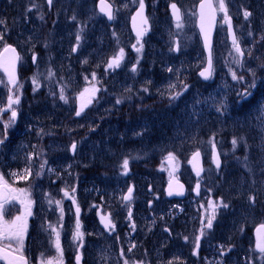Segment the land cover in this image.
<instances>
[{
  "label": "rangeland",
  "instance_id": "obj_1",
  "mask_svg": "<svg viewBox=\"0 0 264 264\" xmlns=\"http://www.w3.org/2000/svg\"><path fill=\"white\" fill-rule=\"evenodd\" d=\"M4 1L0 0V7ZM112 1L114 17L108 25L96 12L95 0H54L50 11L55 12L53 15H46L40 0H14L13 7L21 15L10 35L25 48V56L35 54L36 59L33 65L30 58L26 59L22 68V87L16 92L20 97L15 106L18 116L7 130L10 138L3 144L0 168L5 179L15 188L27 189L33 201V215L27 219L24 239L29 264L59 259L49 224L60 232L62 264H74L78 251L82 254L80 264H124L125 259L129 264L242 263L241 253L239 260L238 253L229 256L226 252L232 255L235 247L242 249L248 232L257 222H264V0H226L245 55L242 66L234 62L235 51L227 41L223 13H218L214 71L210 82L203 86L190 78L204 63L195 30L194 8L198 0H144L148 31L139 44L130 28V19L139 9L138 0ZM171 2L181 10L180 28L169 14H163ZM245 10L252 13L247 20ZM37 13L41 28L36 23ZM83 16L84 23L80 20ZM5 28L6 23L0 24L4 36L0 49L7 39ZM78 33L81 40L77 46ZM140 44L143 48L138 53L133 45ZM121 48L124 58L120 66L108 68V62ZM133 65L136 71L132 70ZM249 69L256 72L258 87L253 97L241 105L237 93L251 82ZM233 70L245 79L233 80ZM49 72L53 75L49 76ZM34 76L39 81L38 88L33 84ZM0 80L4 81L1 74ZM5 84L0 83V107L5 105ZM62 88L67 101L60 99ZM93 88L98 91L92 103L77 116L80 94ZM175 92L181 95L171 100L170 94ZM89 95L85 93V99ZM117 100L121 102L118 104ZM222 100L228 107L218 112L216 106ZM150 104L153 106L147 107ZM9 116V112L4 114L3 120ZM3 133L0 122L1 137ZM241 136L247 146L241 141L233 148V138ZM97 137L100 142L93 143ZM109 138L113 139V148ZM73 142L77 144L75 152L71 150ZM212 144L224 157V165L217 172L209 163L204 175L195 179L188 157L195 149L209 156ZM101 148L115 154L117 163L104 167L106 173L102 175L80 174L83 166L103 164L95 160L103 154ZM169 152L176 158L172 163L166 160ZM125 158L131 168L148 161L160 164L146 177L139 172L132 174L130 167L128 175L122 168ZM45 161L41 170L40 164ZM239 165H247V169H238ZM26 167L32 171L28 180L10 176ZM113 167L115 170L110 171ZM176 177H182L189 189L188 198L179 202L162 196L167 180ZM198 182L195 198L191 192ZM130 184L135 187L133 200L124 203L122 197ZM65 190L69 192L67 197ZM250 196L255 197V203H250ZM221 199L229 206L217 209L212 229H205L200 247L195 249L202 223L211 213L208 202L219 203ZM57 200L59 205L54 202ZM11 204L13 211L4 217L6 220L24 211L19 201ZM77 206L80 230L84 233L82 247L73 239ZM108 214L114 230L106 229L101 222V216ZM205 239L217 246L204 245ZM233 241L235 247L229 246ZM132 245L135 247L129 252ZM248 264H264V260L259 252L252 253Z\"/></svg>",
  "mask_w": 264,
  "mask_h": 264
},
{
  "label": "snow or ice",
  "instance_id": "obj_2",
  "mask_svg": "<svg viewBox=\"0 0 264 264\" xmlns=\"http://www.w3.org/2000/svg\"><path fill=\"white\" fill-rule=\"evenodd\" d=\"M139 2V9L136 13V16L133 17V20L135 21L137 17L140 18L141 21V27L137 29V42L139 44L141 38L146 34L148 31V28L146 27L148 24V18L144 15L145 10V2L144 0H138ZM49 5H51L52 0H48ZM32 7H35L33 5ZM172 9V15L174 16L176 22H177V28H180L182 26L181 19H182V13L180 8L177 6L176 3L171 4ZM30 11V9H29ZM100 12L105 13L109 19L113 18V8L112 4L108 2V0H100ZM217 13H223V23L227 24L228 31L232 34V44L235 51L234 56V62L238 65L242 66V57L244 56V50L241 47L240 41L238 40L237 36L235 35V32L233 30L232 25V19L228 14V7L226 4V0H216L214 3L213 0H200L199 4V20H200V30L201 33L204 36V46L207 49V62L206 66L203 68L202 71H200L199 75L203 77L205 80H208L213 75V50H212V39H211V30L213 25L215 24ZM244 18L247 20L252 13L248 10H245L243 12ZM41 19L43 17L41 16ZM72 19H76L75 16L72 17ZM6 21L3 19H0V24H5ZM249 35L252 33L249 32ZM4 36L3 33H0V41H3ZM261 39H264V36L261 37ZM77 40V46L79 45V42L81 40V36L78 33L76 36ZM134 48H136V51L139 53L141 52L143 48V44H140L139 47L136 45H133ZM76 48H73V51H75ZM178 50V49H177ZM4 53H11L10 58H5L2 55H0V68L3 69V71L7 75V81L6 85L8 87L9 95L7 97V104L5 107H0V122H3L4 127V133L3 138H0V145H3L5 143V140L7 139V130L8 128L15 123L16 118L18 116V112L16 110V105H19L20 103V97L16 94L17 90L22 87L18 81V76L16 73V64L21 59L19 54L16 52V49L13 48L11 45L6 44L3 49ZM231 55V53H230ZM249 55H251V52H249ZM124 58V50L121 48L119 53L112 57V59L108 62V68H118L120 66L121 61ZM36 57L33 56V60L35 61ZM133 71H136V66L133 65ZM169 71H172V69H168ZM251 73L252 79L251 82L247 84V86L243 89V91L237 93L238 100L237 102L243 105L244 103H247L249 101V98L253 97L254 90L257 89L258 83H257V76L256 72L252 69L248 70ZM53 73L49 72V76H52ZM232 79L242 81L245 79L242 75H237L236 71H231ZM93 78H95V74H93ZM0 83H5V81L0 80ZM33 84L38 88L39 87V81L36 79V77H33ZM170 87H175V85H170ZM188 85H184V88L187 89ZM35 90V88H34ZM98 91V89H85L84 92L80 94V107L79 110L76 112L77 116H80L81 113L84 111V109L88 106V104L92 103V98L95 96V92ZM85 93H90L87 99H85ZM181 95L180 92H175L170 94V99L175 100ZM60 99L67 101V97L64 95L63 88L60 92ZM120 100H117L116 103H120ZM227 103L225 101H220L219 104L216 106V110L218 112L226 111L227 110ZM261 109L264 110V104H261ZM6 112H10V116L6 121L3 120V114ZM43 131V130H41ZM262 134H264V128L261 129ZM139 135V133H138ZM241 141L244 142V144L247 146L246 139L241 136L239 138H233L232 145L233 148L237 146L238 143ZM77 148V144L73 143L71 145V149L73 152H75ZM261 148L264 150V135H262V142H261ZM200 157V152L197 151L193 154V159H198ZM175 156L173 153L169 152L168 156L166 157V160L169 163H172L175 160ZM247 160V156L244 158ZM213 161L216 165V167L219 169L221 167V159L220 154L216 152L215 150V144H213ZM46 161L40 164V169L43 170L45 167ZM122 168L125 173L129 170V160L125 158L122 163ZM203 169L197 168L196 174L197 176L200 175L201 171ZM41 173H36L37 176H39ZM32 175V171L30 167H26L22 170V172H13L10 173V176L16 180H28L29 177ZM196 190H199V182L197 183ZM75 192V189L72 190ZM176 191V194H182L183 192V185L178 186V190L173 189L172 183L169 184V195H172L173 192ZM133 188L129 187L127 194L122 197L124 201L130 202L133 198L132 196ZM65 197L69 196V192L67 190L64 191ZM21 196L24 197V199H21ZM14 201H19L24 206V211L20 214L15 216L11 220H6L4 217L8 214L7 205L11 204ZM250 203H255V197L250 196L249 197ZM57 205H59L61 202L59 200L54 201ZM73 202H75V199L73 197ZM49 203H53L51 199H49ZM32 204L33 201L30 199V193L27 189L22 188H15L12 186V184L9 183L7 179H5L4 174L0 173V260H4L6 264H29L28 258L25 256L24 252V239L25 235L28 231V223L27 219L28 217L32 216ZM209 208L211 209V213L207 216L206 222L202 223V227L200 229V236L196 238L195 243V249H199L200 244L199 240L200 237L205 234V229H212L213 227V221L216 219V212L217 209L220 207L227 208L229 205L223 202V199L220 200L219 203H216L215 201H209ZM79 213L80 208L77 206L76 208V214H77V221H76V231L74 233L73 239L78 240L80 242V246H83V237L84 233L80 230L81 224L79 221ZM131 209H129V219H131ZM101 222L104 224V227L109 230H114L115 224L112 222L110 218V214L108 215H102L101 216ZM135 225H133V228ZM48 228L51 230V234L54 235L55 239L53 241L54 247L57 250V253L59 254V259L56 258H47V259H41L40 264H62V257H63V250L61 248L60 244V232L57 230L55 226L52 224L48 225ZM256 234H257V241H256V249H258L261 260H264V223H261L256 228ZM187 240V237H185ZM135 247V245H132L128 251L131 252L132 249ZM223 246H221V251H223ZM194 254H197L194 251ZM43 257V254H41ZM121 256H124V250L121 249ZM82 259V254L78 252L76 256L77 264H80ZM124 264H129L128 259L124 260ZM133 264H143L142 261H135ZM169 264H172L170 261Z\"/></svg>",
  "mask_w": 264,
  "mask_h": 264
},
{
  "label": "water",
  "instance_id": "obj_3",
  "mask_svg": "<svg viewBox=\"0 0 264 264\" xmlns=\"http://www.w3.org/2000/svg\"><path fill=\"white\" fill-rule=\"evenodd\" d=\"M45 1H46L47 4H49V3H48V0H45ZM199 4H200V0L198 1L197 5H196V29H197V32H198V35H199V38H200V41H201V45H202V49H203V53H204V56H205V66H206V62H207V54H208V53H207V49H206L205 46H204V36H203V34L201 33V30H200ZM96 8H97L98 13H100V14H102V15L105 16L107 22H111V19H109L108 16H107L105 13L100 12V0L97 1V3H96ZM216 20H217V17H216ZM138 21H139V20H138L137 18H136L135 21L132 20V24H131V26H132V28H133V30H134L135 32H137V29H138V25H139V22H138ZM215 23H216V21H215ZM226 28H227L226 30H227L228 39H229L230 42H232V34L228 31V26H227ZM214 30H215V24L213 25L212 30H211V39H213V33H214ZM0 55H2L3 57H5V58L7 59V58H10L12 54H11V53H4V52H3V49H2L1 52H0ZM16 66H17V64H16ZM202 70H203V69H202ZM202 70H201V71H202ZM0 71L3 73V75H4V77H5V80L7 81V75H6V73L3 71L2 68H0ZM199 73H200V72H199ZM199 73H198V76L200 77V79H201L202 81H207V80H205L203 77H201V76L199 75ZM215 150H216V148H215ZM196 152H197V151H196ZM216 152H217V150H216ZM194 153H195V152H194ZM194 153H193V154H194ZM193 154H192V156H191L190 159H189V164H190V166H191L193 172L195 173V176H196V177H199V176L202 174V171H201L200 175L197 176V174H196V169H197V168H201V169H202V159H201V155H200V157H199L198 159H195V160H194V159H193ZM211 159H212V164L216 167V165H215V163H214V161H213V148H212V152H211ZM170 182L172 183V187H173V189H176V190H178V186H179V185H183V184H182L180 181H178V180H175V179H170V180H168V181L166 182V186H165V195H166L167 197H171V198L182 197V196L184 195V190H185L184 185H183V192H182V194H176V191H174L172 195H169L168 192H169V184H170ZM196 186H197V185H196ZM196 186H195L194 191H193V194H194V195H196ZM255 235H256V238H257V234H256V233H255ZM1 261H3V263L6 264V262H5L4 260H1Z\"/></svg>",
  "mask_w": 264,
  "mask_h": 264
},
{
  "label": "flooded vegetation",
  "instance_id": "obj_4",
  "mask_svg": "<svg viewBox=\"0 0 264 264\" xmlns=\"http://www.w3.org/2000/svg\"><path fill=\"white\" fill-rule=\"evenodd\" d=\"M42 1L43 0H40L41 6H42ZM13 4L15 5L13 0H5L0 7V14L3 16V20L6 21V28L4 29L5 30L4 34L7 35V40H6L7 42L12 41V37L10 36L8 38V36L13 32L11 31V29L15 26V20L18 18V15L20 14V11H18L17 8L13 7ZM53 14H55V12L51 13V15ZM164 14H168V12L165 11ZM38 20L39 17H37L36 23L37 25L39 24V27L41 28V24L38 22ZM31 59L33 60V57H31ZM165 231L168 232V230Z\"/></svg>",
  "mask_w": 264,
  "mask_h": 264
},
{
  "label": "trees",
  "instance_id": "obj_5",
  "mask_svg": "<svg viewBox=\"0 0 264 264\" xmlns=\"http://www.w3.org/2000/svg\"><path fill=\"white\" fill-rule=\"evenodd\" d=\"M113 118H114V116H113ZM97 140H94V142L93 143H99L100 142V138H96ZM109 141H111V142H113V139H111V138H109ZM111 146V148H113V144L112 145H110ZM101 150H104V149H101ZM107 150V149H106ZM112 151V150H111ZM114 151V150H113ZM107 156H109V161L104 165V167H110V166H112L113 165V163H114V158H111V157H114L115 155H111V154H109L108 153V155ZM157 160H158V158H157ZM159 161L158 162H155V163H153V162H145V163H143V164H139V165H135L134 167H133V169L134 170H137L138 172H140V173H151V171H153V169L156 167V166H159Z\"/></svg>",
  "mask_w": 264,
  "mask_h": 264
},
{
  "label": "bare ground",
  "instance_id": "obj_6",
  "mask_svg": "<svg viewBox=\"0 0 264 264\" xmlns=\"http://www.w3.org/2000/svg\"><path fill=\"white\" fill-rule=\"evenodd\" d=\"M108 150L106 151V153L104 152V150L102 151L103 154L101 153V155L99 154V156L97 158H95V160H99L100 161V164H101V168L104 167V165L109 161V156L108 155ZM101 160H104V162H101Z\"/></svg>",
  "mask_w": 264,
  "mask_h": 264
}]
</instances>
